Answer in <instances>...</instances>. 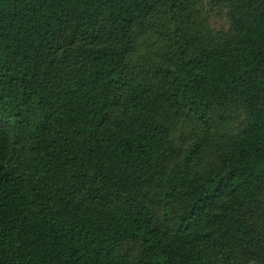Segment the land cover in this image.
Wrapping results in <instances>:
<instances>
[{"label":"trees","instance_id":"1","mask_svg":"<svg viewBox=\"0 0 264 264\" xmlns=\"http://www.w3.org/2000/svg\"><path fill=\"white\" fill-rule=\"evenodd\" d=\"M0 264H264V0H0Z\"/></svg>","mask_w":264,"mask_h":264},{"label":"rangeland","instance_id":"2","mask_svg":"<svg viewBox=\"0 0 264 264\" xmlns=\"http://www.w3.org/2000/svg\"><path fill=\"white\" fill-rule=\"evenodd\" d=\"M203 4L207 3L209 0H201ZM207 11L209 12V25L210 28L218 31L225 30L227 28V19L225 16V11L218 12L217 9H213V11H209V8L206 6Z\"/></svg>","mask_w":264,"mask_h":264}]
</instances>
